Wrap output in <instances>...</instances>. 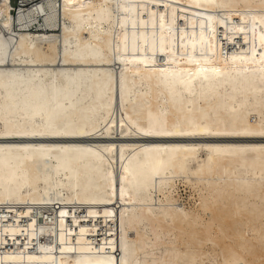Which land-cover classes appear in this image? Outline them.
Returning a JSON list of instances; mask_svg holds the SVG:
<instances>
[{"label": "bare ground", "instance_id": "obj_1", "mask_svg": "<svg viewBox=\"0 0 264 264\" xmlns=\"http://www.w3.org/2000/svg\"><path fill=\"white\" fill-rule=\"evenodd\" d=\"M16 3L0 264H264V0Z\"/></svg>", "mask_w": 264, "mask_h": 264}, {"label": "rangeland", "instance_id": "obj_2", "mask_svg": "<svg viewBox=\"0 0 264 264\" xmlns=\"http://www.w3.org/2000/svg\"><path fill=\"white\" fill-rule=\"evenodd\" d=\"M11 4L12 5H17V3H16V0H11ZM189 190L188 189H185V188H183V187H181V190H180V192H181V194L183 195V197H185V198H187V195H188V192ZM187 194V195H186Z\"/></svg>", "mask_w": 264, "mask_h": 264}]
</instances>
